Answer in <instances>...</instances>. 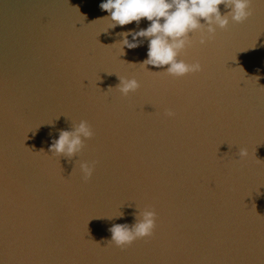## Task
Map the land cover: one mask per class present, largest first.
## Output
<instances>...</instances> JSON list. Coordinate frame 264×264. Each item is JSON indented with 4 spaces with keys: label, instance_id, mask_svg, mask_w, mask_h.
<instances>
[{
    "label": "water",
    "instance_id": "95a60500",
    "mask_svg": "<svg viewBox=\"0 0 264 264\" xmlns=\"http://www.w3.org/2000/svg\"><path fill=\"white\" fill-rule=\"evenodd\" d=\"M102 2L0 0V264H264V0L205 45L190 33L178 59L202 70L178 79L140 65L146 39L121 52L150 22L108 29ZM81 121L82 151L51 154ZM146 208L150 239L107 246Z\"/></svg>",
    "mask_w": 264,
    "mask_h": 264
},
{
    "label": "clouds",
    "instance_id": "9594fccd",
    "mask_svg": "<svg viewBox=\"0 0 264 264\" xmlns=\"http://www.w3.org/2000/svg\"><path fill=\"white\" fill-rule=\"evenodd\" d=\"M220 5L230 9L227 15H221ZM99 7L108 13V16L100 19H107L110 22L108 29L117 26L123 28L133 22L139 24L141 20L150 22L146 29L134 33H121L123 39L118 44L121 52L123 53V48L138 47L139 44L136 42L138 39H146L147 58L140 65L158 69L167 66L162 72L177 79L202 70L199 62L186 63L183 59H178L193 43L190 33H199L198 43L205 45L212 39L217 29H225L230 21L239 24L252 15L250 0H104ZM130 35L133 42L128 40ZM119 81L115 89L121 96L126 97L139 88V83L135 79L119 77ZM165 115L170 119L175 117L173 111H166ZM92 136L93 131L88 123L81 121L74 125L72 131H62L49 148V152L70 159L82 151L84 140L91 139ZM248 155L245 149L239 151L241 160ZM94 167V164L89 163L79 165L84 181L92 177ZM155 228L156 213L146 208L139 212L138 222L131 228L124 225L112 226L111 239L107 246L123 250L137 240L150 239Z\"/></svg>",
    "mask_w": 264,
    "mask_h": 264
},
{
    "label": "snow or ice",
    "instance_id": "6c2138e0",
    "mask_svg": "<svg viewBox=\"0 0 264 264\" xmlns=\"http://www.w3.org/2000/svg\"><path fill=\"white\" fill-rule=\"evenodd\" d=\"M150 72V71H149Z\"/></svg>",
    "mask_w": 264,
    "mask_h": 264
}]
</instances>
